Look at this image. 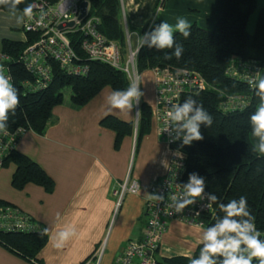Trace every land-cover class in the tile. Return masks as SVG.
Listing matches in <instances>:
<instances>
[{"label": "trees", "instance_id": "obj_1", "mask_svg": "<svg viewBox=\"0 0 264 264\" xmlns=\"http://www.w3.org/2000/svg\"><path fill=\"white\" fill-rule=\"evenodd\" d=\"M35 0H23L15 8L11 3L0 5L2 11H14L33 5ZM55 3L58 0H48ZM89 15L99 19L98 29L108 39L118 42L123 48L127 41V26L123 16L122 0H90ZM257 9V0H222L218 19L213 28L208 29L198 23H192L191 35L183 37L174 32L177 45L183 46L180 58L171 49L149 47V36L137 55V66L140 72L154 67L176 66L196 71L207 81L208 86L199 92H185L181 95L180 104L189 96L195 101L194 108L203 109L212 116L213 123L209 127L200 125L203 139L184 145L183 141L175 145L186 153V168L183 184L189 181V175L198 174L205 181V193H213L219 199L214 203V210L200 214L205 228L216 223L224 213L220 203H228L240 196L247 198L249 211L255 217L254 223L264 240V155L252 141V125L250 115L259 104L255 96L256 84L248 80L230 75L228 67L234 63L255 60L264 68V8L260 9L256 21L255 32H248L251 14ZM161 21H153L144 28L146 34L154 31ZM25 41L4 38L2 52L10 58L6 61L12 75L13 86L18 90L20 103L15 112L9 113L7 128L14 131L25 127L36 133L43 134L55 106L65 101V89L71 90V102L74 105H85L104 87L110 86L115 91H126L132 82L128 73L110 63L93 60L87 57L82 48L84 35L79 32L70 34L73 48L79 61L89 65L87 75H75L66 72L57 61L51 60L53 78L47 88L34 90L27 82L34 75L27 69L21 55L25 47L38 37V33L27 31ZM172 59H165V55ZM231 95L247 98L243 108H227V100ZM194 114V113H192ZM153 108L146 101L139 103V120L137 137L140 140L151 132ZM101 124L116 133V145L135 131V122L123 120L109 114L101 120ZM15 165L11 184L15 189H23L27 184L34 183L52 190L54 179L46 170L29 155L13 149L7 156L4 166ZM7 202L0 199V203ZM42 229L31 232L0 231V243L17 254L37 263L39 251L48 242L49 236L41 235ZM203 247L199 244L192 256L176 255L170 257L157 256L156 264H190L191 258H197ZM41 264V263H39ZM84 264V263H82ZM253 264H258L254 259Z\"/></svg>", "mask_w": 264, "mask_h": 264}, {"label": "crops", "instance_id": "obj_2", "mask_svg": "<svg viewBox=\"0 0 264 264\" xmlns=\"http://www.w3.org/2000/svg\"><path fill=\"white\" fill-rule=\"evenodd\" d=\"M122 0L124 20L135 38L153 21L168 22L175 26L178 18L204 28L214 27L222 0ZM264 0H257V9L251 14L248 30L256 26ZM25 16L21 10H0V51L2 40L10 38L25 41ZM264 78V68L259 79ZM156 76L152 69L142 72L143 99L153 108L156 98ZM115 90L104 87L85 105H74L71 94L62 104L54 107L43 134L32 130L19 140L17 149L35 161L54 179L52 190L29 183L15 189L12 175L15 165L4 166L0 172V199L17 204L28 212L40 228L48 230V242L39 251L41 264H96L93 258L104 245L99 264H115L118 255L130 239H141L147 223L146 204L153 194L151 187L167 172L172 150L158 134L153 115L151 132L140 140L137 137L140 101L133 102L130 110L113 109L107 97ZM115 115L135 122L133 134L125 136L116 145V133L101 124V120ZM252 141L259 144L252 135ZM264 155V153H261ZM167 161V169L162 161ZM128 178L139 180L138 193L126 192L119 202L115 190ZM205 227L179 219L169 221L163 236L159 257L192 256L201 244ZM71 233L63 248H56L58 233ZM15 253L0 243V264H39Z\"/></svg>", "mask_w": 264, "mask_h": 264}, {"label": "built area", "instance_id": "obj_3", "mask_svg": "<svg viewBox=\"0 0 264 264\" xmlns=\"http://www.w3.org/2000/svg\"><path fill=\"white\" fill-rule=\"evenodd\" d=\"M83 1H89L88 13L85 18L79 19ZM90 4V0H62L59 10L54 6L55 4L48 0H35L33 2L32 16H25L23 29L25 32L38 33V37L25 47L21 55V60L34 75V79L27 82L32 89H44L51 83L53 78L51 60L57 61L69 74H88L89 65L79 61L78 54L72 46L70 34L73 32L84 35L81 44L88 58L104 61L125 70L131 81L135 82L128 66L122 63L121 46L116 41L104 36L98 29L99 19L89 15ZM69 21H74V25L65 28L60 27L61 24ZM9 58L6 53L0 51V70L12 82V75L6 65ZM261 68L255 60H249L238 64L232 63L227 72L234 77L248 80L254 85L255 83L251 81L259 79ZM151 69L155 73L157 82L153 115L157 121L158 134L172 150V158L167 172L151 187L153 194L163 196L164 200L149 199L147 201L148 219L143 237L130 239L118 255L115 264H156L157 252L160 249L163 236L169 229L171 219H179L205 227V222L200 219V214L214 210V204L211 208L206 207L208 204L206 198H197L195 204L189 205L181 213H176L175 208L171 206L173 202L170 197H179L184 190L183 177L186 168V153L175 145L182 139L170 143L177 132L170 121L168 124L165 123L166 112L171 109L172 105L180 104L183 93L199 92L207 88L208 83L200 73L182 67L157 66ZM135 79L139 85V77L137 76ZM246 101L245 96L231 95L226 101L227 108H243ZM166 127H169V131H165ZM28 131L25 127H19L14 131L7 128V135L0 133V172L7 156L13 149L17 148L20 138ZM184 134L181 132L180 136L183 137ZM174 152L182 154V158L174 155ZM140 188L138 179L128 178L120 185L119 189L115 190L116 193H119L118 204L121 203L126 192L138 193ZM39 229L40 226L22 207L10 202L0 203V231L31 232ZM84 264H89V262Z\"/></svg>", "mask_w": 264, "mask_h": 264}, {"label": "clouds", "instance_id": "obj_4", "mask_svg": "<svg viewBox=\"0 0 264 264\" xmlns=\"http://www.w3.org/2000/svg\"><path fill=\"white\" fill-rule=\"evenodd\" d=\"M22 2L23 0H0V5L11 3L15 8ZM33 7L34 5L29 4L24 8L23 15L31 17ZM190 28L191 24L186 18H178L175 26L166 21L162 22L153 32L146 34L151 41L149 47L171 49L175 46L173 55L180 58L184 49L182 45L176 44L174 32L178 31L183 37L188 38L191 35ZM144 43L146 40L141 38L139 45L142 46ZM165 59L170 60L172 56L166 54ZM251 82L256 84L255 96L259 98V104L250 115L252 134L259 140L257 150L264 153V78ZM142 95L138 83L131 82L126 91H114L106 99L113 109L125 111L132 109L134 101L138 104ZM19 103L18 90L13 86L10 78L0 70V133L7 135L9 113H14ZM194 105L195 101L189 96L182 105L174 104L166 112L165 123L168 124L170 121L177 132L170 143L182 139L184 145H190L193 141L202 140L200 125L206 124L209 127L212 125V116L203 109V106L194 108ZM165 131H169V127H166ZM181 132L185 133L183 137L180 136ZM173 154L182 158V154L178 152ZM162 165L167 169L166 160L162 161ZM205 187L202 177L195 173L190 174L181 195L170 197L175 212H183L186 207L195 204L197 198H206L208 200L206 207L211 208L219 198L213 193L205 195ZM149 198L164 200L163 196L155 194L150 195ZM219 208L224 215L203 230L200 238L203 247L197 258H191L190 264H253L254 259L258 264H264V240L260 238L261 233L254 223L255 217L249 211L247 198L240 196L239 199H232L228 203H220ZM40 234L46 235L48 230L43 229ZM70 235L69 231H60L55 247L63 248Z\"/></svg>", "mask_w": 264, "mask_h": 264}, {"label": "rangeland", "instance_id": "obj_5", "mask_svg": "<svg viewBox=\"0 0 264 264\" xmlns=\"http://www.w3.org/2000/svg\"><path fill=\"white\" fill-rule=\"evenodd\" d=\"M164 1L165 0H160V2H159L160 3L159 4V9H161L163 7ZM61 3H62V0H58L57 2H55L53 4H55L54 6L57 9H59V6H60ZM122 6H123V3H122ZM123 15H124V12H123ZM152 23H150L148 26H150ZM126 26H127V32H126L127 41H126V45H124L125 48H123L118 42L117 43L121 46L122 63L124 65H127L128 66V68L130 69V73L133 76V79L135 80V82H136L135 77H137V76L139 77V85H138V88H139V91H140V89H141V80H142V72L143 71L140 72L139 69H138V66H137V55H138V51H139V49L141 47V45H139V40L141 38H144L145 33L142 36H139L138 39H136L135 38V35L132 34L131 29L129 28L127 22H126ZM248 32L250 34H254L255 27L252 28L251 30H248ZM262 69L263 68H261V70ZM156 85H157V82H156ZM64 92H65L66 98H68L70 96V94H71V90L68 87L65 89ZM141 100H143V99H139V101H141ZM137 108H138V111H139V106L138 105H137ZM11 165L13 166L14 164L12 163ZM130 180H132V179H130ZM104 248H105L104 245L101 246L98 249V251L95 254V256L93 257L96 260V264H99L101 262V260L103 258V255H104V251H105ZM91 260H92V258L90 259V261ZM90 261H89V263H90Z\"/></svg>", "mask_w": 264, "mask_h": 264}, {"label": "water", "instance_id": "obj_6", "mask_svg": "<svg viewBox=\"0 0 264 264\" xmlns=\"http://www.w3.org/2000/svg\"><path fill=\"white\" fill-rule=\"evenodd\" d=\"M89 6V1H83L81 3V12H80V15H79V19H83L87 16V7ZM74 25V21H69V22H66V23H63L60 25L61 28H65L67 26H73Z\"/></svg>", "mask_w": 264, "mask_h": 264}]
</instances>
